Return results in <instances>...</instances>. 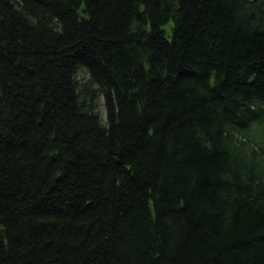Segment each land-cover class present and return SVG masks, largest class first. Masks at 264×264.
<instances>
[{"label":"trees","instance_id":"obj_1","mask_svg":"<svg viewBox=\"0 0 264 264\" xmlns=\"http://www.w3.org/2000/svg\"><path fill=\"white\" fill-rule=\"evenodd\" d=\"M0 264H264V0H0Z\"/></svg>","mask_w":264,"mask_h":264},{"label":"bare ground","instance_id":"obj_2","mask_svg":"<svg viewBox=\"0 0 264 264\" xmlns=\"http://www.w3.org/2000/svg\"><path fill=\"white\" fill-rule=\"evenodd\" d=\"M136 18H138V19H140L141 17H140V13L138 14V17H136ZM134 19V18H133Z\"/></svg>","mask_w":264,"mask_h":264}]
</instances>
